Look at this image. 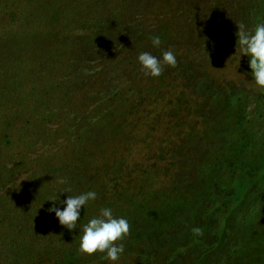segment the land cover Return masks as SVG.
<instances>
[{"label": "trees", "instance_id": "16d2710c", "mask_svg": "<svg viewBox=\"0 0 264 264\" xmlns=\"http://www.w3.org/2000/svg\"><path fill=\"white\" fill-rule=\"evenodd\" d=\"M15 1L17 4H14ZM84 1L86 0L48 1L45 7L47 20L33 22L7 20L6 18H11V15L7 16V12L3 15L4 20H0L1 31L6 32L11 28L8 24L15 22L16 28H12L13 34L17 38L22 37L21 44L11 49L12 60L7 68L17 74L29 72L27 75H36L34 81L33 78L29 81L27 78L11 80L8 82L9 89L7 81L2 82L4 88L2 96L9 104L10 101L20 99H28V102H31L33 101L31 97L36 96L37 108L40 109L43 105L48 106L46 103L51 99L53 104L49 105L55 107L59 98L64 96L67 101L78 100L82 113L89 111L88 107L91 110L98 107L100 103L92 106L95 99L108 105L103 115L90 124L86 136L92 134L94 138H98L96 141H91L88 150H80L76 147L71 153L75 156L63 163L64 166L53 171L46 170L49 173H56L54 174L56 177L63 175L64 177L60 178L67 181L60 190L70 189V191L58 194L61 201L67 195L96 191L97 199L90 201L84 209H81V217L77 222L78 229L68 230L59 224L54 213L42 211L27 219L16 236L17 239L5 248L0 264H40L42 252L47 257L54 252L52 242L56 239H52L53 237L57 239L60 237V243H63V246L70 242L72 244L62 254H58V259L49 258L55 264H76L103 257V253L87 254L79 251L78 244L81 233L79 225L97 215L102 207H110L115 216L128 219L130 231L123 241L126 250H131L133 243L138 240L144 241L146 245L151 240L156 243L152 249L146 248L151 251L152 264H172L184 258L193 259L196 255L202 257L204 252L201 250L210 249L211 246L210 243L202 240L203 227L212 220L213 222L226 221L227 230L232 237L235 226L233 218L242 214L238 213V210H247L248 212L244 215L248 216L247 214L250 213L261 215L263 219L253 223L250 228H245L246 236L240 245L242 247L233 251L229 264H264V215L260 211L257 212V206L253 203L257 200L256 196L264 198V184L257 180L260 168L264 169V139H261V136L258 137V132L255 130L256 122L264 120V90L258 88L259 91L255 93L258 95L254 98L257 101L255 102L257 111H248L246 103H249V100L245 94L242 95L239 88L234 86L236 84L221 82L212 74L204 77L206 65H203L201 59L199 60L198 52H192L184 61L181 55H177L176 66L164 65V70L159 77L145 75L137 61V56L141 52H150L160 57L162 52L167 50L162 47L168 44L164 27L161 30L149 26L145 31H141L137 26L134 29V35L131 33L127 36L129 38L125 46L119 48L120 52L127 48L129 53L121 57L118 62L110 60L111 63L108 61L109 57L100 56L95 46L87 54V51L82 48L84 46L79 45L83 42L80 36L78 42L75 41L72 47L73 37L64 36L63 29L72 23L70 19H73L74 14L80 11V7H76V4L89 2ZM154 1L150 0L151 5H154ZM165 1L170 15L176 16V21L183 20L185 16L192 13L197 14L198 20L205 17L206 20H201L202 24L200 23L203 31L196 41L188 37L182 42L184 36L179 30L174 32L173 41L176 46L180 43L186 45L188 53L194 48L198 50L200 45V53L211 59L238 51H235L237 39L235 34L239 24L243 23L251 31L258 22L264 21V0H230L229 2L207 0L208 13L204 16L201 15L200 9L206 0ZM29 3L30 0H6L0 4H2V10L7 9L12 11V15L16 13L23 16L28 13ZM126 12L128 10L124 9V14ZM53 15L57 19H53ZM154 15L157 18L164 17L162 13H154ZM123 21L116 20L115 23L122 24ZM93 34L91 33L92 36ZM155 35L161 37L160 48H154L151 44L150 38ZM113 36V34H106L103 38L109 39ZM139 37H143L144 40H139ZM95 38L97 37H93ZM84 42H88V39ZM70 50L71 53L74 51L73 55L76 59L73 60L71 57L69 60L64 59L65 54ZM58 53H60L59 56ZM85 55H88L86 65L95 62L99 64L100 69L84 75L82 66L85 67ZM125 57L127 58L124 59ZM71 63H73L71 67L73 75L65 76L63 85L57 92L50 87L43 91L38 90L40 89L38 82H43L47 69H53L54 65L56 67L67 66V64L70 66ZM245 73L251 77L248 64ZM39 78H41L40 81H38ZM77 79L79 81L76 83ZM79 83L83 86L76 89ZM171 84L174 85L173 89H181V94L176 98L177 115L174 117L176 122L174 128L178 131V138L173 142L169 141L166 153L169 165L175 169L172 176L174 188L171 192L137 188L135 192L128 193L124 187L119 189L118 180L129 171L122 160L113 165L105 163L91 171L89 165L90 156H93L90 153L91 150L96 148L102 151L119 133L122 134L120 124L126 122L127 116L132 115L135 122L141 120L144 113L146 114L147 107L166 98V88ZM67 85L69 87H65ZM64 87L69 92H64ZM41 95L43 100L40 102ZM116 98L118 99L115 100ZM126 105L130 106V110H127ZM24 107L26 108L25 105ZM44 108L41 109H47ZM120 109L121 112H119ZM27 113V111L22 113L18 108L15 112L9 110V113L0 119L1 138L9 135L13 129L31 132L28 126L18 125L24 121L23 115ZM121 113L127 116H120ZM14 120H16L15 125L11 123ZM30 142H25L26 147ZM255 177L256 187L252 185L246 187L245 184L248 185L249 181H253ZM112 183L117 185L112 186ZM113 197H117L122 204L120 205L117 201L113 203ZM41 199L42 196L39 194L36 202L38 203ZM59 207L62 209L64 205L59 204ZM24 213H27L26 209L22 212ZM19 214L17 212L15 216H10L13 218L6 222L7 218L3 220L5 229L9 223L15 222ZM219 227L218 225L217 230ZM195 228L201 229V232L197 234L193 231ZM46 229L48 231H45ZM49 231L51 236H47ZM165 231L170 232V238L166 240L162 239ZM5 233L4 230L0 235ZM44 237L45 240H42ZM128 237L129 241H126ZM43 242L45 245L38 248V244ZM208 255L202 258L206 259Z\"/></svg>", "mask_w": 264, "mask_h": 264}, {"label": "rangeland", "instance_id": "374dc122", "mask_svg": "<svg viewBox=\"0 0 264 264\" xmlns=\"http://www.w3.org/2000/svg\"><path fill=\"white\" fill-rule=\"evenodd\" d=\"M48 1L50 0H30L28 13L23 16H21L19 12L18 14H20V16L16 13L12 15V11H7V9L2 10V4H0V20H4L5 16L3 15L6 12L7 16L11 15V18H6L7 20H30L31 22L35 20H47L45 7ZM147 1L95 0L92 2L91 0H86L84 2H88V4H81L83 2H80V4L77 3L76 7H80V11L74 14L73 19H70L72 23L68 24L67 27L63 29V35L66 37H73L72 47L75 41L78 42V37L80 36L83 42L79 43V45L84 46L82 48L87 51V54L90 49L95 46L100 56L102 55V57L105 58L109 57L108 61L113 60L118 62L121 57L129 53V49L127 51V48H125L120 52L119 48L125 46L129 38L127 36H130L131 33L134 35V29H136L137 26H139L138 28L141 31H145L149 26H154L161 30L164 27L166 33L165 39L168 38V44L162 46L164 49L172 50L176 56L181 55L183 61L186 56L190 55L192 52H198L199 60L201 59L200 61L203 62V65H206L204 77L212 74V76L221 82L236 84L234 86L239 88L242 91V95L245 94L249 100V103H246L248 107L246 109L251 112L257 111L258 107L255 103L257 101L254 98L258 96L255 95V93H257L259 89L254 81L251 80L252 78L245 73V68L248 64L247 57L242 55L238 62L239 51H236L232 54H222L215 59H211L200 53V45L198 50L194 48L188 53L187 46L183 43L177 46L174 44V32L179 30L184 36L182 42L184 38L188 37L196 41L203 31L201 20H204L205 17L204 19L198 20L197 14L192 13L187 15V17L185 16V19L176 21V16L170 15L165 0H155L154 5H151L150 0ZM222 1L225 2V0ZM226 1L229 2L230 0ZM3 2H6V0H0V3ZM14 4H17V2L15 1ZM202 5L200 10L201 15L204 16V14L208 13L207 7L209 3L206 0ZM124 9L128 10L125 14ZM154 13H162L164 17L157 18ZM198 16H200L199 13ZM52 18L57 19L55 15H53ZM116 20L124 21L122 24H117L115 23ZM14 23L10 22L8 24L11 28L6 30V32L0 30V119H3L5 115L9 113V110L10 112H15L16 108H18L22 113L27 111L28 113L23 115L24 121L18 125L28 126L31 132H24L23 130L14 131L13 129V132L9 135L5 136L4 134V138L0 136V234L4 232V230L6 231L4 235H0V259L3 258L5 248L17 239L16 236L20 233L27 219L42 211H47L53 202L45 199L54 196L55 193L62 188V185L58 184L57 180L64 176L60 175V177H56V173H49L46 172V170L52 169L53 171L64 166L63 163L67 162L72 156H75V154L72 155L71 153L76 147L80 150H88L91 141H96L98 138H94L92 134L86 136L90 124H93L94 122L92 121L96 118L101 117L108 106L107 103L104 104L95 99L92 106L100 103L98 107L92 110L88 107L89 111L82 113L78 100L73 99L72 101H67L64 96L59 98L55 107L50 106L53 104L52 99L48 100V103H46L48 106H42L45 107L44 109L47 108L46 110H42V107L40 109L36 107V96L31 97V100L33 99L31 102H28V99H20L19 101H10L9 104L2 96V91L4 89L2 82L7 81L8 88V82L11 80L27 78L29 81L33 78L32 80L34 81V77L36 76L33 74L27 75L29 72L17 74L12 72V70L9 71L7 68L12 60L10 55L11 49L17 47V45L22 42V37L17 38L16 35L13 34V29L16 28ZM91 27L93 28L91 29ZM91 33H94L96 36L94 34L92 36ZM106 34H113L114 36L105 39L103 36ZM93 37L97 38L93 39ZM87 39L88 42H84L87 41ZM139 40H144V38L139 37ZM199 43L200 42H198V44ZM205 49L207 50L208 48L205 46ZM206 50H204V52ZM6 51H8V53H6ZM73 53L74 51L72 53L71 50L67 51L64 59L69 60V57L73 58V60L74 58L76 59ZM59 55L60 53H58V56ZM87 58L88 55H85L84 62ZM126 58L127 57L124 59ZM110 62L112 63V61ZM72 64L73 63H71L70 66L67 64V66L61 67H56L54 65L53 69H47L48 71L45 72L46 76L43 77V82H38V86L40 87L38 90L43 91L50 87L53 91L57 92L58 88L63 85V79L69 75H73L71 68ZM86 64L87 62H85V67L81 65L84 75L100 69L99 64L95 62L89 63L88 65ZM28 70H30V68ZM40 79L41 78H39L38 81H40ZM78 81L79 79L75 82L77 83ZM82 86V83H79L76 89L82 88ZM173 86L172 84L169 85V90L166 88L167 90L165 92L167 96L165 99H160L150 107H147L146 114L144 113L141 120L138 122L133 120L134 118L132 115L127 116L123 113L120 114V116L128 117L126 122L120 124L123 133H119L102 151L96 148L91 150L90 153L93 154V156H90L91 160H89L91 171L93 168H99L105 163L113 165L122 160L129 171L127 175H122L120 180H118L119 189L124 187L128 190V193L135 192L137 188H146L150 191L160 190L168 193L171 192L174 188L172 176L175 173V169L169 165L166 153L168 152L169 141L173 142L178 138V131L174 128L176 124L174 117L177 115L175 105L178 103L176 98L181 94V89H173ZM65 87L69 86L67 85ZM65 87L63 88L64 92H69ZM117 99L118 98L115 100ZM39 100L40 102L43 100L42 95ZM115 100L113 102H115ZM126 107L127 110H130V106L128 107L126 105ZM119 112H121V109ZM120 120L122 119L120 118ZM11 123L15 125L16 120L11 121ZM142 123H144V125H142ZM255 126V130L258 132L257 136H261V139H264V120H258ZM25 142H30L28 143V147H26ZM163 153L165 156H161ZM41 180L42 183H40ZM257 180L264 184L263 167L260 168ZM35 181L36 185L34 183ZM255 183L256 177L253 181H249L248 185H245L246 187L252 185L255 188ZM65 185L66 184H64V186ZM113 185L112 183V186ZM116 185L117 183L114 186ZM247 192L248 188L246 194ZM39 194H41L42 199L37 203V196ZM256 199L257 200L253 201V203L257 206V212L260 211V213L264 215V198L256 196ZM112 200L113 203L117 201L120 205L122 204L117 197H113ZM57 206L59 207V204ZM25 209L27 213L22 214ZM17 212L20 214L17 216L15 222L9 223V225H7L8 227L5 229L3 220L5 218H7L5 222L11 220L13 217L10 216H15ZM247 212V210H238V213L242 214H238L233 218L235 226L232 230V237L229 230H227L228 225L226 221L213 222L212 220L206 227H203L204 233H202V240L211 244L210 249L206 250V248H203L201 250L204 252L202 257L209 254L206 259L196 255L193 259L186 260L184 258L183 260L181 259L182 261L178 260L172 264H229L230 258L233 257V251L236 248L241 249L242 247L240 245L242 239L246 236L245 228H250L253 223L255 224L257 221L263 219L261 215H251V213L247 214L248 216L244 215ZM218 225L220 227L217 230ZM45 231L48 230L46 229ZM50 231L47 233V236H51ZM167 238H170V232L165 231L162 234V239L166 240ZM52 239H56L52 242L54 252H51L49 257L42 252L40 264H55L54 261H50L49 258L58 259V254H62L72 245L70 242L63 246V243H60V237H58V239L57 237H53ZM42 240H45V237ZM65 241L68 242L67 240ZM126 241H129V237ZM117 243H121V241H117ZM155 244L153 240L147 245L144 241H135L132 249H125L120 260L117 261L116 264H152L150 262L151 251L146 248L149 247L152 249L155 247ZM44 245L45 242L40 243L38 244V248ZM88 260L76 264H112V262L106 259L103 260L102 256L94 260Z\"/></svg>", "mask_w": 264, "mask_h": 264}, {"label": "clouds", "instance_id": "9594fccd", "mask_svg": "<svg viewBox=\"0 0 264 264\" xmlns=\"http://www.w3.org/2000/svg\"><path fill=\"white\" fill-rule=\"evenodd\" d=\"M237 28L235 51L238 46V62L242 55L248 58L251 80L254 81L257 88L264 90V21L258 22L251 31L243 23L239 24ZM150 39L154 48H160L162 40L159 35L152 36ZM137 61L145 75L154 78L162 74L164 65L175 67L177 64L176 55L170 49L163 51L160 57L154 56L150 52H141L137 56ZM57 183L64 185L67 181L58 178ZM68 191L70 189L57 191L54 196L45 200L53 202L47 211L54 213L59 224L68 230H73L78 229L77 222L81 217V209H84V206L90 201H95L97 193L90 190L78 195H67L61 201L58 193H67ZM58 204H63L64 207L61 209L57 206ZM79 230L81 231L79 251L87 254L103 253V259L116 264L125 251L122 241L129 234L130 224L126 217L115 216L110 207H102L99 209V213L88 219L80 226ZM193 231L199 234L201 229L195 228ZM117 241H121V243H117Z\"/></svg>", "mask_w": 264, "mask_h": 264}]
</instances>
